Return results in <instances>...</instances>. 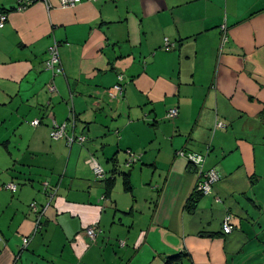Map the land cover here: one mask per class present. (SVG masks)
<instances>
[{"label":"crops","instance_id":"0c3cea01","mask_svg":"<svg viewBox=\"0 0 264 264\" xmlns=\"http://www.w3.org/2000/svg\"><path fill=\"white\" fill-rule=\"evenodd\" d=\"M16 5L0 0V264H264V0ZM72 115L85 141L69 146L50 131ZM179 150L219 176L192 209L201 176Z\"/></svg>","mask_w":264,"mask_h":264},{"label":"built area","instance_id":"2783aa9c","mask_svg":"<svg viewBox=\"0 0 264 264\" xmlns=\"http://www.w3.org/2000/svg\"><path fill=\"white\" fill-rule=\"evenodd\" d=\"M36 0H17V5L16 8L18 10H23L26 9L28 6H30L32 3H34ZM83 0H59L60 5L63 8H68V7H74L75 5L81 3ZM88 1H96V0H88ZM222 30H223V34H222V40L226 41L227 40V35H226V26L223 25L222 26ZM58 43H54L49 49H48V57L46 58L45 62H44V68L46 70L52 71L54 74L60 73L62 72V66H61V60H60V55H59V48H58ZM173 46V44L169 41L168 38L164 39V47L169 50L171 47ZM123 74H118L117 76V82L111 86L108 89V95L110 98H115L117 96H121L124 94V86L122 84L123 82ZM47 88L50 92L55 91V86L53 83H50L49 85H47ZM178 116V108L174 107L171 108L167 111L166 114V118L168 120H172L174 118H176ZM74 115L70 116V119L68 122L66 123H62V124H58L55 121H53L52 126H51V131H50V136L53 139H65L67 144L69 146H71L73 143H83L85 141V137L82 135H75V134H68L67 133V124L70 125L72 123H74ZM32 125H38L41 123V120L36 119L35 121L31 122ZM224 124L219 121L216 120L215 123V127L214 128H218V127H223ZM209 149H207V153H208ZM206 152L203 154H197V153H192L188 156H186V154L184 153L183 150H179L177 152L178 156H185L187 157V160L189 161L190 164H193L197 170V172L199 173V175L201 176L200 181L197 183L196 185V192L202 194V195H206L211 193L212 188L214 187V185L217 183V181L219 180V176L217 174V172L213 169H209L207 171L204 170V163L206 160ZM136 160H131L129 161L127 164L128 166L131 165L133 162H135ZM91 169L94 173V175L99 178L102 179L105 176V172L103 170V168L97 163V161L95 160V158L90 159L89 161ZM9 189H16L17 185L15 183H9L8 185H6ZM52 193H49L50 198H53L56 190L55 191H51ZM51 202V201H50ZM50 202H48V205L50 204ZM44 210L47 209V207H43ZM31 209L34 210L37 214V218H36V230L38 231L41 228V218L44 215V211L41 210H37V205L35 202L31 203ZM234 230V226L229 222V218H225L222 222L221 225V231L223 234H229ZM99 232H101V229L99 227L98 224H94L91 226H88L85 230L84 233L85 235L90 238L92 241L96 240L97 235L99 234ZM30 242V238L26 237L23 240V246L22 249H25L28 245V243ZM124 245V244H122Z\"/></svg>","mask_w":264,"mask_h":264},{"label":"trees","instance_id":"16d2710c","mask_svg":"<svg viewBox=\"0 0 264 264\" xmlns=\"http://www.w3.org/2000/svg\"><path fill=\"white\" fill-rule=\"evenodd\" d=\"M124 181L128 185V187H129L130 184L128 183L129 182L128 179L127 178H124ZM114 182H115V180L113 178H107L105 180L106 196H107V194H109L111 188H113ZM199 196H200V193L196 192L195 195H194V197L193 198H190V200L188 201V205H187L189 209H192L194 207V205L197 202L196 201L197 200V197H199ZM184 256H186V255H184L182 253L169 256V257H167L165 259L164 264H181L182 259L184 258Z\"/></svg>","mask_w":264,"mask_h":264},{"label":"water","instance_id":"95a60500","mask_svg":"<svg viewBox=\"0 0 264 264\" xmlns=\"http://www.w3.org/2000/svg\"><path fill=\"white\" fill-rule=\"evenodd\" d=\"M136 162V161H135ZM135 162H133L132 164H134Z\"/></svg>","mask_w":264,"mask_h":264}]
</instances>
